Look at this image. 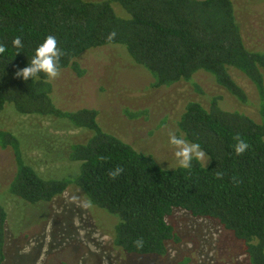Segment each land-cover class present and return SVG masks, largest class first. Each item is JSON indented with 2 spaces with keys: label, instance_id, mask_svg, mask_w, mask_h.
Instances as JSON below:
<instances>
[{
  "label": "trees",
  "instance_id": "1",
  "mask_svg": "<svg viewBox=\"0 0 264 264\" xmlns=\"http://www.w3.org/2000/svg\"><path fill=\"white\" fill-rule=\"evenodd\" d=\"M48 35L57 38L64 52L59 71L70 68L82 76L81 55L122 46L152 74L155 87L191 82L205 72L248 104V94L230 73L236 69L258 93L261 121L223 109L219 98L209 107L190 102L179 131L189 143L200 145L209 164L193 160L190 170L165 169L104 131L97 110L58 108L44 73L28 81L15 76ZM17 36L23 44L20 53L12 45ZM0 44L6 47L0 54V115L12 106L20 115L53 118L91 133L86 142L70 146L69 159L81 163L79 174L55 179L30 165L20 139L0 128V147L13 152L17 168L12 195L33 205L46 203L75 184L94 206L119 218L114 244L142 256H163L168 243L180 242L168 217L181 209L218 221L243 243L250 264H264V50L246 46L232 0H0ZM237 137L249 145L240 155L234 150ZM117 167L123 172L112 178L109 173ZM7 222L0 204V264L6 260Z\"/></svg>",
  "mask_w": 264,
  "mask_h": 264
},
{
  "label": "rangeland",
  "instance_id": "2",
  "mask_svg": "<svg viewBox=\"0 0 264 264\" xmlns=\"http://www.w3.org/2000/svg\"><path fill=\"white\" fill-rule=\"evenodd\" d=\"M232 2L246 46L264 50V0ZM77 62L82 76L67 68L51 80L55 105L65 111L97 110L104 131L152 156L165 169L179 167L169 134L182 136L178 123L190 102L209 107L219 98L223 109L261 121L258 93L236 69L230 73L248 94V104L205 72L191 82L155 87L152 74L122 46L87 51ZM0 128L20 139L26 161L43 177L72 179L79 174L81 163L69 159L70 146L86 142L88 130L53 118L20 115L12 106L0 115ZM206 156L201 160L205 165ZM16 169L13 152L0 147V204L8 213L5 264H250L243 243L218 221L195 218L181 209L168 217L180 242L168 243L165 255L128 254L114 244L119 218L94 206L79 187L70 185L51 202L29 204L9 191Z\"/></svg>",
  "mask_w": 264,
  "mask_h": 264
},
{
  "label": "clouds",
  "instance_id": "3",
  "mask_svg": "<svg viewBox=\"0 0 264 264\" xmlns=\"http://www.w3.org/2000/svg\"><path fill=\"white\" fill-rule=\"evenodd\" d=\"M115 33L112 34L114 36ZM112 36L109 39H112ZM57 38L53 35H48L44 41L39 44L35 53L28 66L16 71L15 76L22 78L24 81H28L29 78L39 79L37 76L38 72H42L46 75L48 81L57 78L59 76L60 68V57L64 55V52L58 48ZM12 45L17 49V53H20V49L23 47L22 40L19 36L14 38ZM6 51V47L0 44V54ZM237 142L234 146L235 153L237 155L243 154L249 147L248 143L237 137ZM169 143L175 147L176 151L174 153L177 165L185 170H190L192 167L193 160H204L205 153L201 149L198 143H189L183 136H178L176 134H169ZM123 168L117 167L115 171L109 173L112 178H116ZM143 242L136 241L137 247H142Z\"/></svg>",
  "mask_w": 264,
  "mask_h": 264
}]
</instances>
